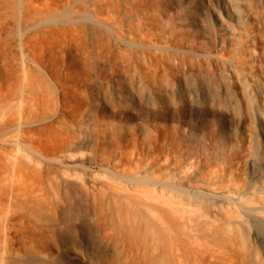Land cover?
<instances>
[{"label":"rangeland","instance_id":"1","mask_svg":"<svg viewBox=\"0 0 264 264\" xmlns=\"http://www.w3.org/2000/svg\"><path fill=\"white\" fill-rule=\"evenodd\" d=\"M263 21L264 0H0V130L21 113L22 139L44 153L16 155L14 165V150L0 151V264H91V215L96 264L123 263L106 194L57 182L63 167L49 158L63 155L68 133L90 137L95 173L150 174L155 150L171 149L178 160L193 152L203 170L227 163L246 182L250 165L264 164V101L240 85L236 59L263 56ZM243 23L252 43L242 44ZM217 51L231 60L225 69ZM227 71L238 105L220 77ZM124 155L131 161L119 163Z\"/></svg>","mask_w":264,"mask_h":264},{"label":"bare ground","instance_id":"2","mask_svg":"<svg viewBox=\"0 0 264 264\" xmlns=\"http://www.w3.org/2000/svg\"><path fill=\"white\" fill-rule=\"evenodd\" d=\"M243 25L246 38L242 44L255 41L256 34L253 35L247 23ZM262 51L263 56L260 53L255 58L257 61L251 59L246 63L239 54L236 59L240 75L237 77L242 81L240 85L249 91L251 87L260 90L262 101H256V96L253 98L254 92L252 96L251 92L248 93L251 97L246 95L251 106L255 105L252 104L253 99H256V104L264 101V87L259 84V72L262 71L259 65L264 62ZM214 57L218 59L221 70L231 61L221 51ZM227 73L223 77L221 73L220 77L226 79L223 81H226V92L234 105H238L233 89L235 82ZM210 94L215 99L218 93L214 89ZM22 119L21 113L17 112L16 117L9 120L7 128L0 130V151H7L4 146L14 150L11 153L14 165L16 155H44L41 149L24 140L27 137L22 139ZM10 128L15 132L7 136ZM89 142L87 134L80 131L68 133L63 141V155L49 159L63 167L56 174L58 183L70 186L72 181L91 194L95 191L106 194V201L114 211L122 264H264V164L257 169L251 164L247 181L242 183L227 163L203 170L195 167V158L190 161L193 152L184 159L183 156L178 157V160L171 157L169 149L163 156L155 150L150 174L120 170L121 167L113 170L107 166H100V174L91 168L94 161L90 151H86ZM121 160L131 161L128 155L121 156L119 163ZM98 173L102 179L95 185ZM198 182L204 187L197 185ZM69 207L75 210L73 205ZM96 229L97 224L91 215L86 225L88 241L85 249L91 264L102 261ZM57 236L61 243L68 240L62 229L57 230ZM251 248L252 257L248 254Z\"/></svg>","mask_w":264,"mask_h":264}]
</instances>
